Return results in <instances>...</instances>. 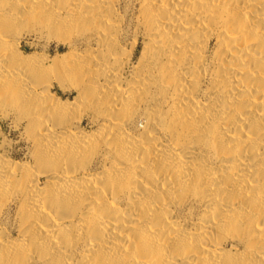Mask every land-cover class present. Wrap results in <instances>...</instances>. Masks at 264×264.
<instances>
[{
  "label": "bare ground",
  "instance_id": "6f19581e",
  "mask_svg": "<svg viewBox=\"0 0 264 264\" xmlns=\"http://www.w3.org/2000/svg\"><path fill=\"white\" fill-rule=\"evenodd\" d=\"M0 264H264V0H0Z\"/></svg>",
  "mask_w": 264,
  "mask_h": 264
},
{
  "label": "rangeland",
  "instance_id": "374dc122",
  "mask_svg": "<svg viewBox=\"0 0 264 264\" xmlns=\"http://www.w3.org/2000/svg\"><path fill=\"white\" fill-rule=\"evenodd\" d=\"M21 46L24 52L35 53L48 57L59 55L66 50L64 44L57 41V39L48 37L45 34H42L40 36L36 33H32L24 37L22 39ZM139 49L140 46L138 47V50ZM52 91L55 92V94H57L61 98L71 99L75 95L73 89L67 86V84L60 87L56 83H54ZM1 126L3 128V133L7 136L9 140H11L13 144V152L16 151L18 155L21 154V152H23V145H15V141L20 139L18 133L14 131L6 121L1 122Z\"/></svg>",
  "mask_w": 264,
  "mask_h": 264
}]
</instances>
